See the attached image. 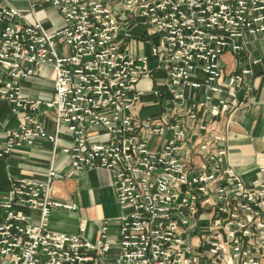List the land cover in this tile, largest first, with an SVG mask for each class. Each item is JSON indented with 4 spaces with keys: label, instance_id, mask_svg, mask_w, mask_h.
<instances>
[{
    "label": "built area",
    "instance_id": "built-area-1",
    "mask_svg": "<svg viewBox=\"0 0 264 264\" xmlns=\"http://www.w3.org/2000/svg\"><path fill=\"white\" fill-rule=\"evenodd\" d=\"M42 1L62 28L49 32L0 0V100L17 122L3 154L47 142L69 170L51 166L46 180L15 178L0 193V264H264V168L243 178L223 167L220 145L252 77L248 67L227 72L223 57L264 35V0ZM125 28L142 30L150 55L130 54ZM151 59L163 83L151 92L158 110L146 114L139 83ZM41 66L55 73L50 100L21 85ZM90 170L112 175L119 216L95 241L84 223L53 231L54 210H78L53 198L54 182Z\"/></svg>",
    "mask_w": 264,
    "mask_h": 264
},
{
    "label": "crops",
    "instance_id": "crops-1",
    "mask_svg": "<svg viewBox=\"0 0 264 264\" xmlns=\"http://www.w3.org/2000/svg\"><path fill=\"white\" fill-rule=\"evenodd\" d=\"M11 3L28 19L36 16L44 27L53 32L64 26L61 14L54 7L42 0H11ZM4 23L0 20V34ZM125 32L128 50L133 56L150 55L151 44L141 36L140 28H131ZM227 72L237 68L248 67L252 71L251 91L240 92V98L247 103L231 114L224 128L226 141L220 145L227 154L222 158L223 167H230L247 180L256 177L264 168V35L250 40L241 55L226 54L223 57ZM258 63L255 64L254 62ZM157 61L151 59V73L144 76L139 89L146 92L148 106L146 114L158 110L157 99L151 94L157 86L162 85V75L157 71ZM2 74V72H0ZM55 73L52 67L41 66L36 73L21 81L26 96L50 100L53 96ZM53 114L50 113V118ZM16 119L11 112V106L0 100V193H9L15 178H27L36 181L46 180L51 166L61 175L69 170V159L59 151L53 158L52 147L47 142H40L32 148L15 149L9 155H4L3 149L8 133L16 127ZM49 129L54 130L50 119ZM92 142H105L104 134L92 133ZM68 135L62 134V145H68ZM53 198L78 205L77 211H53L50 228L55 232L75 234L81 223L87 225L85 237L91 241L98 238V232L104 220H113L120 214L117 195L112 183V175L105 170H90L79 175L57 179L53 184ZM110 237L115 240L117 228L110 229ZM114 251H112L113 253ZM114 254V253H113Z\"/></svg>",
    "mask_w": 264,
    "mask_h": 264
},
{
    "label": "rangeland",
    "instance_id": "rangeland-1",
    "mask_svg": "<svg viewBox=\"0 0 264 264\" xmlns=\"http://www.w3.org/2000/svg\"><path fill=\"white\" fill-rule=\"evenodd\" d=\"M154 142H155L154 144H156L157 143V139ZM154 144H152V146H151L152 149L156 148V146Z\"/></svg>",
    "mask_w": 264,
    "mask_h": 264
}]
</instances>
